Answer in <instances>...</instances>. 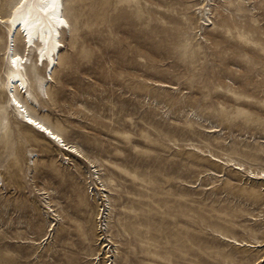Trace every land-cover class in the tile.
Segmentation results:
<instances>
[{
    "label": "rangeland",
    "instance_id": "374dc122",
    "mask_svg": "<svg viewBox=\"0 0 264 264\" xmlns=\"http://www.w3.org/2000/svg\"><path fill=\"white\" fill-rule=\"evenodd\" d=\"M65 14L48 96L28 106L74 155L11 111L0 26V264H264V244L227 240L264 242V0Z\"/></svg>",
    "mask_w": 264,
    "mask_h": 264
},
{
    "label": "bare ground",
    "instance_id": "6f19581e",
    "mask_svg": "<svg viewBox=\"0 0 264 264\" xmlns=\"http://www.w3.org/2000/svg\"><path fill=\"white\" fill-rule=\"evenodd\" d=\"M0 0V26L4 30L6 39L4 47L5 71L2 78V91L7 104L13 114L31 130L55 143L68 154L81 151L71 142L66 141L60 133L48 125L35 111L28 106L31 99L48 96V80L59 63L64 47L62 34L71 31L70 22L65 14V0ZM6 10H2V6ZM19 36L21 49L15 48V40ZM31 58L35 66V80L32 83L27 65ZM80 158L92 165L93 160L82 154ZM213 162L224 163L225 160L213 155ZM238 170H245L241 163H234ZM251 177L264 180V171L255 173ZM251 174V175H252ZM237 246H262L264 242L248 243L234 238L227 239ZM105 244V243H104Z\"/></svg>",
    "mask_w": 264,
    "mask_h": 264
}]
</instances>
